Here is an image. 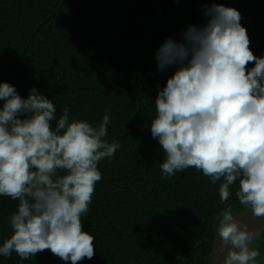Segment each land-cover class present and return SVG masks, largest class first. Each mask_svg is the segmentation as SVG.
<instances>
[{
  "label": "trees",
  "instance_id": "1",
  "mask_svg": "<svg viewBox=\"0 0 264 264\" xmlns=\"http://www.w3.org/2000/svg\"><path fill=\"white\" fill-rule=\"evenodd\" d=\"M212 3L240 13L250 50L264 56V0H0V82L22 98L36 88L57 119L68 107L70 120L97 127L109 114L104 139L120 145L98 162L102 179L81 217L95 254L77 264H207L220 213L244 208L238 181L221 203L222 179L213 184L195 168L165 177V154L150 132L157 93L177 68L159 70L155 54L166 38L183 42L189 25L205 24ZM18 203L0 196V245ZM252 247L264 264V231ZM0 264L72 262L44 250L24 260L0 256Z\"/></svg>",
  "mask_w": 264,
  "mask_h": 264
},
{
  "label": "clouds",
  "instance_id": "2",
  "mask_svg": "<svg viewBox=\"0 0 264 264\" xmlns=\"http://www.w3.org/2000/svg\"><path fill=\"white\" fill-rule=\"evenodd\" d=\"M204 15L206 23L189 25L183 42L166 38L155 54L159 70L177 65L157 93L150 125L165 154L160 168L165 177L195 168L213 184L222 179L221 203L238 181L239 203L264 218V56L250 50L235 8L212 3ZM0 100V196L19 201L0 256L24 260L50 250L72 264L92 259L94 237L81 217L102 179L98 162L120 147L104 139L109 114L97 127L70 120L68 107L57 119L36 88L22 98L7 82H0ZM215 230L223 264H257L252 242L264 229L237 220L229 205Z\"/></svg>",
  "mask_w": 264,
  "mask_h": 264
},
{
  "label": "water",
  "instance_id": "3",
  "mask_svg": "<svg viewBox=\"0 0 264 264\" xmlns=\"http://www.w3.org/2000/svg\"><path fill=\"white\" fill-rule=\"evenodd\" d=\"M234 214H236L237 220L243 221L250 228H255L257 230L264 229V218H257L255 216H253L250 209L244 210V208H243V209H240L239 211L235 212ZM262 231H264V230H261L260 233ZM253 242H252V244H253ZM217 244H218V234L216 236V233H215V236H214L212 243H211V246H210L207 264H223V257L217 251Z\"/></svg>",
  "mask_w": 264,
  "mask_h": 264
}]
</instances>
